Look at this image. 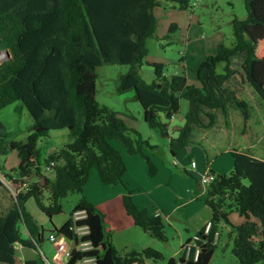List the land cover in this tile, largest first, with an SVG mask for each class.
I'll list each match as a JSON object with an SVG mask.
<instances>
[{
  "label": "trees",
  "instance_id": "1",
  "mask_svg": "<svg viewBox=\"0 0 264 264\" xmlns=\"http://www.w3.org/2000/svg\"><path fill=\"white\" fill-rule=\"evenodd\" d=\"M170 1L184 9L190 5V0ZM159 2L0 0V52L8 50L11 56L0 62V110L19 101L32 118L23 141L9 140L10 133L0 120V154L14 150L18 158L17 165L3 174L5 181L18 190L9 205L0 210V263L77 264L95 257V264H144L146 259L162 257L150 246L120 254L106 238L104 214L83 192L90 171L95 169L102 184L123 187V205L135 225L158 240L166 239L164 215L151 214L135 204L123 180L126 164L110 140H118L128 154H141L150 175L156 173V166L146 150L158 146L128 127L118 112L98 103V66L118 63L129 67L119 76L116 89L133 90L132 98L141 104L144 121L162 135H168V123L161 116L171 119L179 111L180 99H187L185 123L177 136L169 139L173 155L190 142L194 127L214 124V110L221 111L227 123V98L241 110L243 129L247 128V104L226 83L230 78L243 77L264 101V0H244L246 16L231 19L232 45L219 43L215 53L200 61L197 84L188 83L184 73L168 75L164 63L147 59L146 39L156 30L153 9ZM176 28L172 24L170 31ZM237 57H241V70L231 66ZM219 63L225 64L223 72L217 71ZM143 64L153 68L154 79L149 83L138 73ZM64 128L72 141L43 154L38 146L40 139L51 130ZM231 153L233 167L228 173L210 170L214 179L206 186L205 198L211 209L209 232L204 234V227L197 231L198 255L194 256L193 248L188 257L180 256L181 264L209 263L219 237V224H232L231 211L244 219L238 225L232 224L230 231L232 251L239 264H258L264 259V157L237 150ZM47 166L52 176L47 175ZM6 189L0 180V195ZM43 191L48 193L47 205L42 202ZM74 192L80 198L68 220L55 231L74 241L75 247L64 262L52 263L38 250L43 230L37 229L26 211L25 200L34 196L39 208L52 216L61 211V200ZM76 211H84V216L74 220ZM21 224L29 236H22ZM77 226H86V234L78 236L74 230ZM82 241H89L91 248L77 249ZM17 245L34 249L36 254L22 260ZM168 264L175 262L171 258Z\"/></svg>",
  "mask_w": 264,
  "mask_h": 264
},
{
  "label": "rangeland",
  "instance_id": "2",
  "mask_svg": "<svg viewBox=\"0 0 264 264\" xmlns=\"http://www.w3.org/2000/svg\"><path fill=\"white\" fill-rule=\"evenodd\" d=\"M153 13L156 17V30L153 36L146 39L145 44L151 60L162 59L165 65L164 71L168 75L174 74L176 69L180 73L185 70L184 73L187 76L188 82L196 84L195 75L199 62L205 56L215 53L219 43L228 46L232 45L234 38L231 19L233 17L244 18L247 12L244 0H190V5L186 9L180 8L173 1L160 0L159 5L154 7ZM172 24H176L177 26L174 31H170ZM180 57H184L187 61L185 69L181 68L179 70ZM3 58L4 55L0 52V61ZM240 63L241 57H237L232 59L231 66L241 70ZM224 66V63H219L217 71L223 72ZM128 69L129 67L127 65L118 63L98 66L96 68L98 74L96 80V100L100 105H107L112 110L118 112L128 127L136 129L143 138L147 139L151 144L157 145L158 147L156 149H148V151L152 156L158 157L156 159L157 162H161L165 167H169L167 164L169 160H165V150L169 146V137L150 128L144 121L141 104L132 98L133 90L118 92L116 89L119 76L127 72ZM138 73L148 83L154 79L153 68L147 64H143L138 68ZM240 77L234 76L227 80L226 83L237 92L239 99L246 102L250 118V130L246 131V129H243L244 122L241 110L231 98H227L226 104L230 115L231 132L229 133L228 131L226 135L223 131H220L219 128H222V120L224 118H222L221 111L217 110L219 118L222 119L219 121L216 120L214 127L209 130L208 140L218 141V149H224L225 147L236 149L241 147L246 151H248L246 141L249 140L251 144L253 143L252 149L254 153L264 155V101L251 85L241 84L240 80L241 78L244 80V78ZM187 110L188 101L185 98H181L179 111L173 115L171 120L166 119L163 115L161 116L162 120L168 123V134L174 137L177 136L179 127L185 123ZM201 116L205 118V115L202 113ZM0 120L4 124L5 130L10 133L9 140H25L32 124L30 113L19 101L2 108L0 110ZM189 138L192 140L191 143L177 150L176 153L183 152V155H189L188 158L194 161H201V158L205 160L206 154L204 148L209 147L208 143L201 139L200 133L197 134L196 129L191 132ZM69 141H72V137L69 135L68 129H55L51 130L48 135L43 136L38 146L42 153L45 154ZM110 142L121 152L126 151L118 140L112 139ZM191 146L194 147L193 150L187 151L188 147ZM208 151L210 153L213 152V150L209 149ZM232 151L233 149L229 150V154L225 155V157L216 158L215 163H221V160L229 162V168L224 173H228L233 167L232 165L230 166ZM207 158L213 160L215 157L213 154H209V156L207 154ZM17 161L18 158L14 150L8 151L6 154H0V180L7 186V189L3 190L0 195V210L5 209L9 205L11 197L18 190L17 186L14 187L13 184L5 181L3 175L9 173L12 166L17 165ZM221 164L223 167H226V163ZM169 168L173 169L174 166L171 165ZM46 173L48 176H52L50 170H46ZM183 174L187 176L189 180L188 184L192 185L194 191L199 192L195 172L188 171ZM245 182L248 183L247 180ZM171 185H173L172 189H176L177 192L181 185L183 189L186 187V184L182 182H172ZM200 196L202 201L206 198L205 194L204 196L202 194ZM79 198V193L74 192L68 194L61 200V211L52 216H49L39 208L34 196H30L25 200L24 205L26 211L37 224V229L43 230V240L41 242L37 240L40 243L38 250L41 253L45 251L49 259L55 253V248H52L53 244L49 241L48 236L50 233L57 235L55 227H60L68 220L70 212ZM42 202L46 205L49 203L48 193L46 191H43ZM229 220L232 224L238 225L244 219L237 211H231ZM232 224L223 222L219 224V237L208 264H239L237 257L232 251L233 236L230 235ZM133 228L131 230H113L107 228L106 238L114 242L116 249L122 255L131 249L139 251L157 243L159 247L154 248L162 253V257L158 259H146L144 264H168L171 258L175 264H181L179 261L181 256L179 252V235L173 226L165 222V240L154 238L137 225ZM20 230L22 231L23 237L29 236L24 225H20ZM63 238L66 242H69L68 239ZM18 247L20 246L17 245V253L19 256L21 251ZM258 264H264V259L259 261Z\"/></svg>",
  "mask_w": 264,
  "mask_h": 264
},
{
  "label": "crops",
  "instance_id": "3",
  "mask_svg": "<svg viewBox=\"0 0 264 264\" xmlns=\"http://www.w3.org/2000/svg\"><path fill=\"white\" fill-rule=\"evenodd\" d=\"M147 58H149L150 61H157L163 63L162 59L151 60L149 54ZM179 61H180L178 66L179 70L181 68L185 69L187 60H185L184 57H180ZM184 71L181 73H184ZM175 73H180V72L178 71V69H176ZM240 83L243 85L248 84L242 79L240 80ZM196 84H197V78H196ZM214 113H215V122L216 120L219 121L220 119L224 118V117L219 118L217 114L218 113L217 110H214ZM228 117H227V123H225V120H222V126H221L222 128H219L220 131H223L226 135L228 134V131L229 133L231 132V122H230L229 113H228ZM203 120L205 122L206 118H203ZM215 122L211 127H203V126L194 127V129H196L197 131V134L200 133L201 139L204 140L209 145L208 148L207 147L204 148L206 154L205 160L201 158V161L199 160L194 161L193 159L188 158L189 155L188 156L183 155V152L175 153L173 155L170 152V147L168 146V148L165 150V158H166L165 160L166 161L169 160V162L167 161L169 167H171V165L174 166V168L171 169L167 166L165 167L161 162H157L156 159L158 157L152 156L151 153L148 150H146V153L150 156L152 162L156 166V173L154 175H150L148 173L147 164L145 163L144 158L141 154L139 153L128 154L126 151L121 152L119 150L126 164V172L124 173L123 180L128 186V188L131 190L133 201L139 208L146 209L151 214L164 215L165 222H167L170 226H173L176 233L179 235L180 249L181 246L188 239L192 238L194 234H196L198 230L202 229L206 225V223L209 222L210 220L211 209L206 204L205 198L202 201L201 200L202 198L200 196L201 194L203 196L205 194L206 196L207 184L202 182V176L207 171L210 170L216 173H224L229 168V162H227L226 160H221V163H226V167H223V165L220 162L215 163V161L218 159L217 157H225V155L229 154V150L232 149L237 150L239 152L248 153L256 158L263 159L264 157V155H259L254 153V150L252 149L253 143L251 144L249 140L246 141L247 144L246 148L248 151L244 150L241 147L236 149L232 147H225L224 149H218L217 147L218 141L208 140V135L210 133L209 130L214 127ZM246 127H247L246 131L250 130V118L247 121ZM194 129L192 131H194ZM167 136L169 137V139L170 137H174L171 136L170 134H168ZM189 140H190L189 142L190 144L192 140L190 138ZM193 148L194 147L192 146L188 147L187 151H190L191 149L193 150ZM208 149L213 150V152L210 153ZM250 149L252 150L250 151ZM207 154L208 156L209 154H213L215 158L213 160L208 159ZM230 159H231L230 166L231 165L233 166L232 156H230ZM192 161L195 162V167H192L191 165ZM188 171L195 172L196 182L198 186L197 188L199 192L194 191L192 185L188 184L189 180L187 176H184L183 174V173H187ZM172 182H179V183L182 182L183 184H186L185 185L186 187L183 189L181 185L177 192L176 189L174 190L172 189L173 187V185H171ZM83 192L85 196L104 214V227L106 230L107 228L113 230L134 229L133 227H135L136 225L134 224L132 217L127 214L123 205L122 196L124 193V189L121 185L115 184L112 186H107L102 184L97 171L95 169H92L89 173L86 183L84 184ZM112 243L114 245L113 241ZM150 247L158 248L159 245L156 243ZM18 248L21 251L19 258H22V260L25 257H33L35 255L34 252H36L34 249L31 248H22V247L21 248L18 247ZM52 248L53 249L55 248L54 245L52 246ZM47 254L49 253L47 252ZM48 260H50L52 263L61 262L54 258V254L52 255V258L51 259L48 258Z\"/></svg>",
  "mask_w": 264,
  "mask_h": 264
},
{
  "label": "built area",
  "instance_id": "4",
  "mask_svg": "<svg viewBox=\"0 0 264 264\" xmlns=\"http://www.w3.org/2000/svg\"><path fill=\"white\" fill-rule=\"evenodd\" d=\"M191 165L192 167H195V162L192 161ZM46 169L49 170V167L47 166ZM213 179H214V175L210 171H207L202 176V182L205 184L210 183ZM84 213H85L84 211H76L73 213L72 217L74 220H78L84 216ZM209 229H210V222H207L206 225L204 226V234H207L209 232ZM74 230L78 236H83L87 232V227L77 226L74 228ZM48 238H49V241L52 242V244L55 247L54 258L61 262H64L66 257L69 254L68 248H69L70 241L66 242L62 235H58V234L56 235L54 233L49 234ZM197 238H198V235L194 234L191 242H185L181 246L182 247L180 249L181 256L184 255V257H188L194 248V256L197 257L198 251H199L198 246L195 243V240ZM90 248H91V244L89 241H82L77 246V249L81 251H86V250H89ZM77 264H95V257L84 258L78 261Z\"/></svg>",
  "mask_w": 264,
  "mask_h": 264
},
{
  "label": "water",
  "instance_id": "5",
  "mask_svg": "<svg viewBox=\"0 0 264 264\" xmlns=\"http://www.w3.org/2000/svg\"><path fill=\"white\" fill-rule=\"evenodd\" d=\"M2 53H3L5 59H9V58L11 57L10 54H9V51H8V50H3ZM4 58L1 59V61H3ZM1 61H0V62H1ZM74 247H75V242L72 241V242L70 243L69 248H68V253H70V252L74 249Z\"/></svg>",
  "mask_w": 264,
  "mask_h": 264
}]
</instances>
